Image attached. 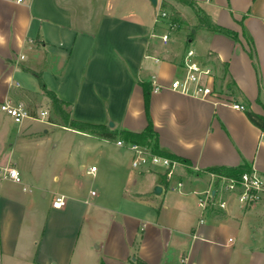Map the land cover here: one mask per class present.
<instances>
[{
    "label": "crops",
    "instance_id": "obj_1",
    "mask_svg": "<svg viewBox=\"0 0 264 264\" xmlns=\"http://www.w3.org/2000/svg\"><path fill=\"white\" fill-rule=\"evenodd\" d=\"M162 2L156 8L150 0H0V105L9 101L31 115L17 125L0 110V168L15 166L23 181L0 179V264L229 263L215 246L236 243L245 219L236 210L256 206L243 208L233 194L215 191L202 216L198 196L209 188L212 169L244 166L264 177V132L247 117L264 118V0H197L216 25L237 34L198 32L187 44L215 66L217 96L151 92L158 151L187 168L165 182L158 169L125 174V153L130 163L132 153L117 145L123 139L62 126L99 143L98 166L90 167L98 191L81 188L70 158L51 174L59 189L49 202L33 191L47 190L50 175L37 162L45 149L35 123L51 109L42 86L70 106L76 121L117 133L147 128L143 84L168 86L183 74L182 42L159 38L168 30L166 22L155 23ZM172 32L187 43L182 31ZM57 196L65 198L61 208L52 206Z\"/></svg>",
    "mask_w": 264,
    "mask_h": 264
},
{
    "label": "built area",
    "instance_id": "obj_2",
    "mask_svg": "<svg viewBox=\"0 0 264 264\" xmlns=\"http://www.w3.org/2000/svg\"><path fill=\"white\" fill-rule=\"evenodd\" d=\"M167 20V11L160 8L155 17V23L158 24L166 22ZM172 31L173 29H168L165 34L159 36L163 44L166 45L169 43V34ZM155 61L159 62L160 60L156 58ZM182 68V76L173 78L168 86L154 82L152 91L159 92L163 89H170L199 100H212V98L217 96L218 91L215 86L216 68L213 64L200 59L195 50H188L184 55ZM229 106L239 111H245V106L241 104L232 103ZM0 110L11 116L17 124H22L24 119L31 118V115L26 109L13 105L9 101L0 105ZM40 115L47 117L48 114L42 111ZM117 145L121 148L128 149L132 153L131 166L136 170L156 168L161 170L167 179H170L179 167H188L166 156L154 154L152 148L149 146H142L124 140L117 141ZM95 171L96 167L90 169V172ZM210 177L211 182L209 188L198 196V204L202 210V216H204L208 208L214 206L215 191L233 194L243 208H251L264 202V177L255 171L245 172L238 177L211 173ZM0 179L10 180L17 184L23 183L21 174L15 166L0 168ZM178 186L182 187L183 184L180 182ZM64 205V197L57 196L54 198L52 203L54 208H61ZM224 206V203H219V207L223 208ZM201 222H203V218Z\"/></svg>",
    "mask_w": 264,
    "mask_h": 264
},
{
    "label": "rangeland",
    "instance_id": "obj_3",
    "mask_svg": "<svg viewBox=\"0 0 264 264\" xmlns=\"http://www.w3.org/2000/svg\"><path fill=\"white\" fill-rule=\"evenodd\" d=\"M163 1H166L168 5L176 8L179 19L184 22L182 34L185 35L186 31L197 23V19L192 11L193 9L177 0ZM198 5L201 6L199 3ZM166 11L170 14L168 10ZM169 36L170 40L174 38V40H178L180 43L182 42L180 53L186 54L188 50H194L187 46L186 41H183V37H179L173 32H171ZM40 113L41 111L38 113V119H42V123L36 122L35 124L40 134L44 136L45 152L43 155H40L37 162L39 166L43 168L42 175H50L47 183V190H33L38 200L40 202H49L53 198V194L59 189V182H54L51 174L53 175L57 167L64 161H69V158L73 166V176L76 178V181L80 183L81 188L95 192L98 191V188L92 185L90 167L92 165L98 166L93 156L95 152H97L99 143L89 137H82L80 134L72 133L66 128H62V126H53L49 124L47 118L42 117ZM49 113V118H52L53 114H51V109ZM55 120L57 119L55 118ZM14 125L15 123H13L12 126ZM8 128H10V126H8ZM82 140L85 142L84 145H81ZM125 154H127L125 157L127 167L125 174L130 173V170L135 172L136 169L132 168L130 163L129 153L126 152ZM81 166L84 167L83 170L80 169ZM58 175L61 176V173L58 172ZM126 177L128 178V176ZM174 183L175 180L173 179V186L175 185ZM43 193H45L46 196H43ZM236 214L240 216L239 219L241 223L242 218L245 217L237 241L231 247H225L222 244L216 245L217 247L215 246V248L218 250V255L223 259H227L229 262L228 264H264V204L261 203V205H256V207L248 211L238 209L236 210ZM221 243H224V241H221Z\"/></svg>",
    "mask_w": 264,
    "mask_h": 264
},
{
    "label": "trees",
    "instance_id": "obj_4",
    "mask_svg": "<svg viewBox=\"0 0 264 264\" xmlns=\"http://www.w3.org/2000/svg\"><path fill=\"white\" fill-rule=\"evenodd\" d=\"M178 2H181L182 4L188 5L192 11L194 12L193 14L195 15L197 19V23L189 28L186 33V39H187V44L190 41H193L197 35L198 32L203 31L206 33H223L225 35H228L232 37L233 39L237 40V34L229 29L223 28L221 26L216 25L211 17L207 14V12L198 5L197 0H177ZM161 8L164 10H168L170 14H168V20L166 21V25L168 29L173 31H183L184 29V22L179 19V16L177 15V10L175 7L168 5L166 1L162 2ZM252 56V53H251ZM144 88V94H145V111L147 115V120H148V126L147 128L140 133H134L130 131H122L120 133L114 132L110 130L106 126H101V125H93V124H87V123H82L79 121H76L72 118V110L70 106L60 100L56 94L47 88L42 86L43 94L47 96L50 101H51V114H53L52 118H49V122L55 123L57 125L63 126V127H68L71 129H75L99 138L107 139V140H113L116 139L117 137L123 139L126 142L130 143H136L142 146H149L152 148V151L154 154L161 155V156H166L168 158H171L173 160L179 161L187 166H189V163L177 158L175 156H170L167 154H162L158 151V134L154 130L153 127V122L151 119L150 115V96L152 92V86L149 84H143ZM247 117L249 120L257 126L259 129H261L264 132V118L256 115L252 112H247ZM55 118L57 120H55ZM59 118V120H58ZM162 172L161 170H159ZM211 172L217 173V174H222L225 176L229 177H238L239 175H242L245 172H251V169H248L244 166L238 167V168H216L210 170ZM190 172L193 174L194 171L190 170ZM196 175L198 174L197 172H194ZM163 176V181L165 182L166 176L162 172L161 174Z\"/></svg>",
    "mask_w": 264,
    "mask_h": 264
},
{
    "label": "water",
    "instance_id": "obj_5",
    "mask_svg": "<svg viewBox=\"0 0 264 264\" xmlns=\"http://www.w3.org/2000/svg\"><path fill=\"white\" fill-rule=\"evenodd\" d=\"M150 2H151V4H152L154 7H157V5H158V0H150ZM109 126H110L111 128H113V127H114V124H113V123H110ZM154 193H155L156 195H161V193H162V187H161V186H156L155 189H154Z\"/></svg>",
    "mask_w": 264,
    "mask_h": 264
}]
</instances>
